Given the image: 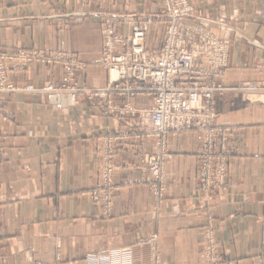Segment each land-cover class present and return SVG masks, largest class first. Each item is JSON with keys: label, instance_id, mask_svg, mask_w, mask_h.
<instances>
[{"label": "crops", "instance_id": "obj_1", "mask_svg": "<svg viewBox=\"0 0 264 264\" xmlns=\"http://www.w3.org/2000/svg\"><path fill=\"white\" fill-rule=\"evenodd\" d=\"M189 1L200 15L216 8L222 14L235 10L238 23H246L244 37L231 45L221 77L226 90L216 95L221 119L240 125L237 150L230 157L229 197L209 214L217 223L219 250L231 264H264V93L232 90L264 78V14L254 12L264 0ZM158 5V0H129L128 5L124 0H0V49L72 52L86 63L80 81L88 87L105 86L107 71L93 62L103 47L97 19L67 14L124 7L147 13ZM151 28L149 37L157 43L160 31ZM60 74L58 66L30 65L12 79L38 85L57 81ZM149 102L136 96L130 103L137 108ZM0 114L10 115L9 120L0 119V264H85V256L100 248L131 245L153 232L164 263H197L206 213L190 206L198 152L194 131L169 137L166 200L156 210L146 185H122L114 193L111 217L104 219L100 207L80 193L96 181L97 137L116 128L113 117L85 101L61 113L28 94L0 96ZM137 146L147 143L131 137L116 158L131 163ZM140 176L136 168L124 167L114 179L119 185ZM137 252L147 259V251Z\"/></svg>", "mask_w": 264, "mask_h": 264}, {"label": "rangeland", "instance_id": "obj_2", "mask_svg": "<svg viewBox=\"0 0 264 264\" xmlns=\"http://www.w3.org/2000/svg\"><path fill=\"white\" fill-rule=\"evenodd\" d=\"M127 1V2H126ZM158 8L151 12L123 10L86 11L77 9L68 16L95 17L100 25L103 39L101 55L93 62L107 71V83L101 87H88L80 78L86 71V63L79 60L76 54L64 50L41 49L36 47H10L0 49L1 60L7 68L6 81L0 77V96L5 94H28L41 99V104L49 109L67 113L81 102H87L101 113L113 117L115 127L105 130L97 137V177L94 184L81 191L101 209L102 218H109L113 213L114 193L122 185L141 183L146 185L152 194V211L156 210L166 200L167 172L166 166L171 157L169 137L183 131H194L198 141L196 154V189L190 196L191 207L206 213L205 223L200 228L199 259L196 264H231L232 259L223 255L217 244L216 225L209 210L220 206L228 200V172L230 157L237 150V132L239 124H231L221 119L216 95L226 90L221 77L229 60L233 42L244 37L246 23H238L236 11L222 14L216 8L209 15L196 12L189 0H158ZM128 5L129 0H124ZM257 14H264V1L254 8ZM66 15V16H67ZM110 19L113 22H110ZM135 24L144 31L140 41L143 53L135 56L132 37L125 44H115L113 52L118 55L130 54L133 60L130 73L112 77L105 67L103 56L106 53L105 29L111 26L114 34L132 36ZM178 26L185 37L184 43L177 46L176 39L170 46L169 29ZM152 26L160 31L157 43L149 37ZM153 39H156L154 37ZM201 48L188 62L180 54L181 49L192 52L195 46ZM19 51L36 52L39 62H26L20 68L9 69L8 60H3L9 53ZM38 52L41 54L38 55ZM53 55L68 57L56 61H48ZM165 55V62L159 65L149 61ZM102 59V60H101ZM30 62V63H29ZM74 63V64H73ZM30 65L58 66L61 69L57 81L45 80L38 85L32 83L19 84L12 75L19 73ZM71 65L73 71L70 70ZM23 67V68H22ZM22 68V69H21ZM259 81H244L239 87L232 88L239 93H264ZM50 84L54 89H77L74 102L59 103L50 97L44 88L26 91L25 87L33 85L41 88ZM182 90L178 97L177 91ZM93 94H89V93ZM104 93V94H101ZM197 99L191 103V94ZM65 92L64 95H66ZM136 96L150 99L146 106L133 107L131 100ZM116 99H119L117 102ZM189 110L186 111L185 108ZM10 119L8 114H0V119ZM160 118V123L156 120ZM131 137L143 139L147 146H137L136 156L131 163L116 158L117 152L125 141ZM136 168L142 173L138 178L115 182V173L122 168ZM145 250L147 259H142L137 251ZM136 253L139 255L136 257ZM58 258V257H57ZM58 260V259H57ZM85 264H167L162 260L158 249V234L148 233L137 237L131 245L119 247H104L90 253L84 258ZM127 262V263H126ZM48 264H60L53 261Z\"/></svg>", "mask_w": 264, "mask_h": 264}, {"label": "built area", "instance_id": "obj_3", "mask_svg": "<svg viewBox=\"0 0 264 264\" xmlns=\"http://www.w3.org/2000/svg\"><path fill=\"white\" fill-rule=\"evenodd\" d=\"M110 22H113L112 19H110ZM114 27L112 28L111 26H108L105 29V46H106V53L105 55L102 57L103 58V63L105 65V67L109 70V72L111 73L112 77H116V76H122L125 73H130V70L132 68V57L130 54H122V55H116L113 50L115 47V44H125V42L130 39L132 37V43H133V53L135 54V56H140L141 53H143V48L142 45L140 43V41L142 40L143 36H144V31L143 29L139 26V24H135L133 27V34L132 36H127L125 39L122 36L116 35L113 32ZM169 37H170V46L173 42L174 39H176L177 41V46L180 47L181 44L184 43V39L185 37L183 36V32L182 30L176 26L173 25L171 26V28L169 29ZM116 44V45H118ZM199 50H201V48H199L197 45L194 47V50L192 52H187L184 49H181L180 54L183 55V57L186 58V60L188 62H191L192 60V56L199 52ZM41 54V52H38V55ZM6 56V58H2L4 61L8 60V70L9 69H17L20 68L23 64H25L26 62L30 61V62H39V60L36 58V52H25V51H19V52H15V53H9L6 55H1V57ZM61 58L63 59H71L68 57H61L60 55H53L50 58H45L48 61H56V60H60ZM165 55H161L159 57H155L154 59H152L151 61H149V66L152 65L153 62H156L159 65H163V63L165 62ZM102 60V59H101ZM29 62V63H30ZM74 64V63H73ZM73 66L76 65H71L70 70L68 68V71H73ZM23 68V67H22ZM21 68V69H22ZM7 68L5 67V64L3 63V61L1 60V65H0V77L6 81V76H7ZM45 91H48L50 94V97L53 99H57L59 101V103H63V101H66V99L64 98L65 96H67V100L69 102H74L75 101V97H76V92L77 89L74 87H71L70 90H60V89H54L53 87H51L50 84H45L43 87L41 88H34L33 85H28L25 87L26 91H33V90H40L43 89ZM261 88L264 89V81H262L261 83ZM65 92H67L66 95ZM177 95L178 97L182 96V90L177 91ZM89 94H93V92L89 93ZM104 94V93H101ZM197 99V96L195 93L191 94V103H194ZM186 111L189 110L188 107L185 108ZM156 123L159 124L160 123V118H157ZM127 263V262H126Z\"/></svg>", "mask_w": 264, "mask_h": 264}]
</instances>
